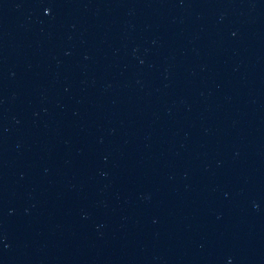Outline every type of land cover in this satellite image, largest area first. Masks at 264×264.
Wrapping results in <instances>:
<instances>
[{
	"label": "water",
	"instance_id": "1",
	"mask_svg": "<svg viewBox=\"0 0 264 264\" xmlns=\"http://www.w3.org/2000/svg\"><path fill=\"white\" fill-rule=\"evenodd\" d=\"M0 264H264V0H0Z\"/></svg>",
	"mask_w": 264,
	"mask_h": 264
}]
</instances>
